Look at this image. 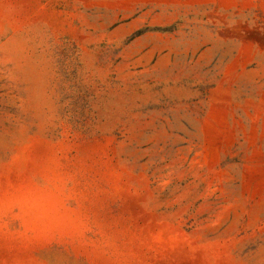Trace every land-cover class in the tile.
<instances>
[{
	"label": "rangeland",
	"instance_id": "1",
	"mask_svg": "<svg viewBox=\"0 0 264 264\" xmlns=\"http://www.w3.org/2000/svg\"><path fill=\"white\" fill-rule=\"evenodd\" d=\"M0 264H264V0H0Z\"/></svg>",
	"mask_w": 264,
	"mask_h": 264
}]
</instances>
